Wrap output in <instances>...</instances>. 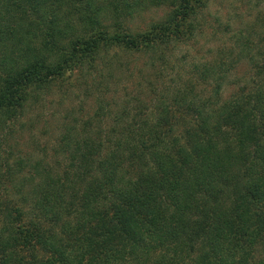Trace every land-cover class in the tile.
Here are the masks:
<instances>
[{
    "label": "trees",
    "instance_id": "1",
    "mask_svg": "<svg viewBox=\"0 0 264 264\" xmlns=\"http://www.w3.org/2000/svg\"><path fill=\"white\" fill-rule=\"evenodd\" d=\"M209 1L0 0V121L106 49L187 42ZM151 5L169 10L123 30L121 16ZM237 40L192 63L157 112L115 127L111 150L89 138L71 149L64 135V177L44 171L1 200L0 264H264V48ZM243 59L252 71L224 95Z\"/></svg>",
    "mask_w": 264,
    "mask_h": 264
},
{
    "label": "rangeland",
    "instance_id": "2",
    "mask_svg": "<svg viewBox=\"0 0 264 264\" xmlns=\"http://www.w3.org/2000/svg\"><path fill=\"white\" fill-rule=\"evenodd\" d=\"M168 10L166 5H151L119 20L124 31L141 32L163 19ZM106 12L102 21L112 25L114 19ZM238 37H249L254 46L264 48V0H210L195 36L185 43L155 53L106 49L41 89H30L23 111L0 121V203L15 197L13 185L21 184L26 191L40 184L44 171L64 177L70 164V154L62 150L64 135L75 138L71 149L76 141L89 138L101 141L104 152L111 150L118 136L123 138L115 127L130 123L133 113L145 117L157 112L156 106L169 93L166 88L172 89L178 77L186 79L192 63L210 58L219 49L234 46L239 51ZM251 71L241 60L227 80L224 95L237 87L234 81L247 78Z\"/></svg>",
    "mask_w": 264,
    "mask_h": 264
}]
</instances>
